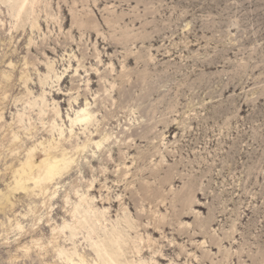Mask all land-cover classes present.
<instances>
[{
  "label": "rangeland",
  "instance_id": "obj_1",
  "mask_svg": "<svg viewBox=\"0 0 264 264\" xmlns=\"http://www.w3.org/2000/svg\"><path fill=\"white\" fill-rule=\"evenodd\" d=\"M20 2L0 0V264H93L113 235L121 264H264V0ZM65 150L68 175L12 191Z\"/></svg>",
  "mask_w": 264,
  "mask_h": 264
},
{
  "label": "bare ground",
  "instance_id": "obj_2",
  "mask_svg": "<svg viewBox=\"0 0 264 264\" xmlns=\"http://www.w3.org/2000/svg\"><path fill=\"white\" fill-rule=\"evenodd\" d=\"M35 1L37 3L40 0H35ZM1 2H4V0H1ZM30 3H31V0H21V2L19 3V6L17 8L16 17L19 18L21 16V14L23 13L24 9L27 8ZM33 27H35V26H33ZM45 51L50 52L48 49ZM64 82H65V80H64ZM26 83H27V81H26ZM97 143L102 144L101 141L94 142L95 145ZM128 145L126 148H128L130 150H131V148L133 149V147L131 145H129V146ZM75 155H76V153H74L72 155V153H67L65 150V151L61 152L60 154H57V153L48 154V157L46 159H44L43 161H40L38 163H37L34 155H32V154L28 155L27 160H25V162H23L19 166V168L15 169L13 171V175L15 177V185H14L12 191L13 192L16 191V192H20V193L21 192L29 193V191L31 189H34V188H40L42 191L47 190L50 187L51 183H53L54 181H56L59 178H63L64 176L68 175L72 171V168H70V167H71V164L73 162ZM121 157L122 158H120V159L126 160L128 156L126 155V156H121ZM109 162H107V163H109ZM49 171H52L54 173H60V174L56 176L55 180L49 181V177L46 175ZM105 175H107V174H105ZM28 182H32L31 185L34 186V188H32L31 186H28L27 185ZM132 195H130V196H132ZM134 197L135 196H133V198ZM145 199H146V197H145ZM6 200L8 201V197H6ZM146 202L147 201L145 200V203ZM4 203H5V201H4ZM115 203L116 202H113L111 204L115 205ZM136 203H134L135 204L134 206H136ZM77 210L73 211L72 217L75 218V223H78L79 227H82V222H80L76 218V215H75ZM141 216L142 215L139 214L138 217H141ZM143 218H144V215H143ZM146 218H148V217H146ZM86 221L89 223L88 219H86ZM19 227H21V225H19ZM116 235H118V234H116ZM115 238H116V236L113 235L112 238L109 239L108 242H101V243H97V244L93 245V251L95 252V256L97 257L96 258L97 260H95V262H93V264H121L120 263L121 254L118 253L116 250L118 242ZM58 252H59L60 256H64L66 264H68V262L70 260H75V258H73L74 254H71V253L68 254V251H65L64 249H60V250H58ZM135 253L139 254L140 252L137 249ZM78 257L85 260V258L81 255H78Z\"/></svg>",
  "mask_w": 264,
  "mask_h": 264
},
{
  "label": "snow or ice",
  "instance_id": "obj_3",
  "mask_svg": "<svg viewBox=\"0 0 264 264\" xmlns=\"http://www.w3.org/2000/svg\"><path fill=\"white\" fill-rule=\"evenodd\" d=\"M10 3H11V0H9V4ZM92 119H93V117L90 114H88L87 110H84L82 112H78L76 114V119L75 120H72V118L69 117V120L71 121V126L67 128V131L70 132V133H73L74 130L76 129L77 125L83 126L85 124H88L90 121H92ZM64 131H65L64 128L60 129L61 139H63ZM84 132H87L86 128L84 129ZM77 139H78V137H77ZM95 147L96 148H100V147H102V144L97 143L95 145ZM36 150H37L36 148L32 149V151H36ZM85 150H87V149H85ZM93 155H95V153H93ZM59 174L60 173H54L52 171H49L46 175L49 177V181H52V180H55L56 176L59 175ZM57 187H58V185H57ZM101 191L103 192L104 190H101ZM58 194H59L58 192L54 191V192H52L51 195H48L47 193L45 195H48V199L49 200L55 201L56 200V196ZM77 195H79V192H77ZM117 198H119V197H117ZM65 201L67 202V196H65ZM49 211H51V209H49ZM42 224H43V219H40V220L37 221L35 226L36 227H40ZM20 231L21 232L24 231L23 227H20ZM36 247L37 248L40 247L39 242H37ZM23 251H25L27 253V252L31 251V249L30 248H26V249H23ZM68 264H88V261L84 260L82 258H78V259H75V260H70L68 262Z\"/></svg>",
  "mask_w": 264,
  "mask_h": 264
}]
</instances>
